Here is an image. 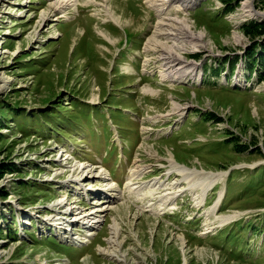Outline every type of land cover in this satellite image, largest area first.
I'll return each instance as SVG.
<instances>
[{
	"label": "rangeland",
	"instance_id": "374dc122",
	"mask_svg": "<svg viewBox=\"0 0 264 264\" xmlns=\"http://www.w3.org/2000/svg\"><path fill=\"white\" fill-rule=\"evenodd\" d=\"M150 3L0 0V264H264V0Z\"/></svg>",
	"mask_w": 264,
	"mask_h": 264
},
{
	"label": "bare ground",
	"instance_id": "6f19581e",
	"mask_svg": "<svg viewBox=\"0 0 264 264\" xmlns=\"http://www.w3.org/2000/svg\"><path fill=\"white\" fill-rule=\"evenodd\" d=\"M201 0H147V3L149 2V4H151L150 2H153V4L154 5H156V6H162L161 8V10L158 12L162 17L163 16H165V17H163V19H162V21L160 22L161 23V25H163V26H166V25H164V23L165 22H168L170 19V17H171V14H172V12L174 13H187V11L189 10V9H191L194 5H196L198 2H200ZM64 2V1H63ZM62 2V3H63ZM67 2V1H66ZM69 2V1H68ZM67 2V3H68ZM160 2H162L161 4H159ZM56 5H58V4H56ZM250 6V5H249ZM57 7V11H59V10H62L63 9V7L61 8L60 6V9H59V7L58 6H56ZM61 12V11H60ZM253 13H254V10H253ZM255 14V13H254ZM186 16H188L187 14H186ZM186 19V18H185ZM116 21V23L117 24H120V22H119V20H115ZM179 22H181V23H184V26H183V34L182 35H184L185 37L184 38H186L187 40H188V42H190V43H193V47H195L196 49L197 48H205L206 46L205 45H202V44H204V43H202V42H204V38H205V36H204V33H199V34H197L198 36H194V35H192L191 33H190V31H191V27L187 24V22L185 21V20H180ZM175 36L176 37H178L177 36V34H175ZM179 39H182V38H178V40ZM198 45H200V46H198ZM147 46H148V48L150 47H152V44H151V41L147 44ZM147 49V50H151V49ZM164 56V55H163ZM162 56V57H163ZM162 60H165L164 62H165V67H167V70H172V73L173 72H177V71H180V70H182L183 68H184V62L180 59V58H178L177 56H176V58H175V56H168V55H166V56H164L163 57V59ZM161 60V61H162ZM182 64V65H181ZM183 66V67H182ZM174 74V73H173ZM177 74V73H176ZM173 76H171L170 74H169V78L168 79H171ZM174 78H175V74H174ZM165 79V78H164ZM171 80H173V78L171 79ZM170 80V81H171ZM94 99H96V98H94ZM96 101V100H95ZM169 163L171 164L170 166H171V168H172V170L174 171V172H178L181 176H184V179H191V178H199V179H209V183H204L203 185H200V189L202 190V191H204V192H202V194L205 196V194L208 192V190L212 187V186H214L216 183H217V181L219 180V179H221L223 176H224V174L223 173H214V172H206V171H199V170H197V169H189V168H187V167H185V166H182V165H179L178 164V162L175 160V159H173V158H171L170 159V161H169ZM90 168V167H89ZM93 168V167H92ZM135 172H138V171H135ZM89 173V172H88ZM108 174L110 175V173H109V170H108ZM130 174H131V171H130ZM136 173H134V174H132V176L131 177H129L130 179H128L129 180V182H127V184L128 185H126V186H128V189L130 190V192H131V190H134L132 193L136 196V197H138L139 199H143V198H145L146 197V195H147V192H143L142 191V189H141V186L142 185H139L140 186V189H139V187H135L134 185H136L133 181H134V179L136 178ZM154 186H155V184H153ZM153 185H148V187L150 188V192L148 193L149 195L151 194V196L152 195H154V192H153V188H154V186ZM204 185H205V187H204ZM135 187L134 189H131L132 187ZM156 187V186H155ZM193 187V186H192ZM112 188H114V187H112ZM113 190V189H112ZM146 190H147V187H146ZM135 191H137V192H135ZM99 195H101V194H99ZM169 196V195H168ZM222 197V194H221V196H220V198ZM172 200V199H171ZM222 200V199H221ZM221 200L217 203V205H220V203H221ZM165 203H166V201H165ZM165 203H164V205H165ZM163 204V203H162ZM98 212V211H97ZM67 213V214H66ZM73 213V211H71V212H65V214L66 215H71ZM87 214V213H86ZM85 214V215H86ZM68 217V216H67ZM67 217H66V219H67ZM87 218V219H86ZM84 220H89V222H91L92 220H94L95 222H92L93 224L94 223H97V222H99L96 218H98L96 215H95V212H88V215H87V217H86ZM236 218V215H231V216H227L225 219L226 220H224V221H226V222H229V221H231V220H234ZM65 219V220H66ZM69 219V218H68ZM60 220H62V218L60 219ZM65 220H63L64 222H63V224H65L66 222L68 223V226H71V224H73L74 222L75 223H81V220H80V218H77V217H74V218H72V219H70V221H66L65 222ZM83 220V221H84ZM74 223V224H75ZM112 231H111V239H110V247L109 248H111L110 250H112V251H106V252H108V255H115V256H111V257H113V258H117L118 257V260L121 258V259H123L122 258V256L120 255L119 256V250H121L123 247H124V243L120 240V234H121V227H120V224H118L117 222H115L114 223V225H113V228L111 229ZM65 233V232H64ZM90 235V234H89ZM71 238V237H70ZM114 253V254H113ZM186 257V256H185ZM120 261V260H119ZM185 262L184 263H186V261H187V259L185 258V260H184ZM121 262H124V260H122Z\"/></svg>",
	"mask_w": 264,
	"mask_h": 264
},
{
	"label": "trees",
	"instance_id": "16d2710c",
	"mask_svg": "<svg viewBox=\"0 0 264 264\" xmlns=\"http://www.w3.org/2000/svg\"><path fill=\"white\" fill-rule=\"evenodd\" d=\"M264 48V45L262 46V49ZM2 168H4V166L2 167ZM1 170H3V169H1L0 168V177L2 176V172L3 171H1ZM7 196V192H4V191H2L1 193H0V199H3V198H5Z\"/></svg>",
	"mask_w": 264,
	"mask_h": 264
}]
</instances>
